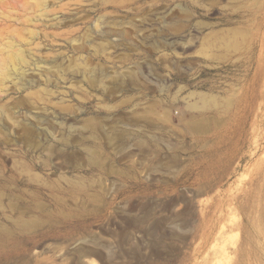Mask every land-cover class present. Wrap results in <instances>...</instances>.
Listing matches in <instances>:
<instances>
[{"label":"rangeland","instance_id":"374dc122","mask_svg":"<svg viewBox=\"0 0 264 264\" xmlns=\"http://www.w3.org/2000/svg\"><path fill=\"white\" fill-rule=\"evenodd\" d=\"M0 264H264V0H0Z\"/></svg>","mask_w":264,"mask_h":264},{"label":"bare ground","instance_id":"6f19581e","mask_svg":"<svg viewBox=\"0 0 264 264\" xmlns=\"http://www.w3.org/2000/svg\"><path fill=\"white\" fill-rule=\"evenodd\" d=\"M235 45V40L234 38H228L224 41H222L220 43V47L223 49V50H229L231 48H233ZM200 99L202 101V104L204 106H218L219 105V102L218 100L216 99V97H213V96H210V95H206V94H201L200 95Z\"/></svg>","mask_w":264,"mask_h":264}]
</instances>
